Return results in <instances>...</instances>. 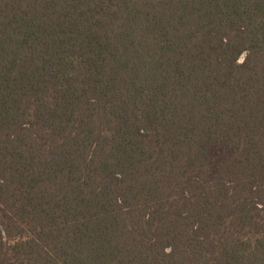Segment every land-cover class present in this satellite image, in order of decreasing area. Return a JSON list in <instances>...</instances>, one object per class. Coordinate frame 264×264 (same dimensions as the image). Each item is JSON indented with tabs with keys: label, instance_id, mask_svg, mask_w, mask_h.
<instances>
[{
	"label": "trees",
	"instance_id": "trees-1",
	"mask_svg": "<svg viewBox=\"0 0 264 264\" xmlns=\"http://www.w3.org/2000/svg\"><path fill=\"white\" fill-rule=\"evenodd\" d=\"M0 264H264V0H0Z\"/></svg>",
	"mask_w": 264,
	"mask_h": 264
}]
</instances>
